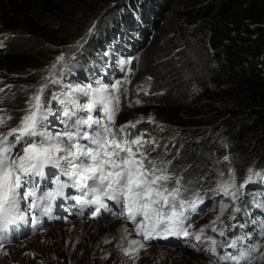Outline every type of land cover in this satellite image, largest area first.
<instances>
[{
    "label": "rangeland",
    "instance_id": "374dc122",
    "mask_svg": "<svg viewBox=\"0 0 264 264\" xmlns=\"http://www.w3.org/2000/svg\"><path fill=\"white\" fill-rule=\"evenodd\" d=\"M57 1L0 0V29L1 25L5 27L4 21L7 26L17 27L14 32L19 30L34 32L41 28L36 36V41L46 42L53 47L48 57L49 60H46L44 66L40 67V78L33 86L35 94L42 84L49 82L42 94V100L49 110L44 126L50 132L63 131L65 117L64 112L60 113L58 110L53 111L49 108L45 95L53 92L55 101L67 110L65 105L60 102V99L63 98L61 94L66 93L69 88L88 85L93 87H97L99 84L107 85L114 96H119L118 110L115 116L121 113L120 102L130 100L134 93L143 92L156 98L161 96L168 86H171L172 90L169 98H179L188 91L189 96L203 95L219 101L222 106L236 103V100L216 97L220 92L216 93L217 89L214 86H208L207 72L212 66L209 48L205 41L198 43L188 32L184 34L171 33L170 36L162 39V42L170 41V44L151 45L145 54L138 58H123L118 54H114L112 58L109 53H104L105 57L97 62L98 72L90 74V78H86L85 81L79 80L80 74L88 70L83 55H80L82 54L81 49L85 45H89L92 39L95 40L106 28H110L127 11H130L133 2L138 3L140 0H75L74 4L69 6L59 5ZM33 4L38 5V9L33 7L29 9V6ZM41 8L49 16H52V20L46 23L49 25L48 28L37 25L38 16L33 14L37 10H42ZM24 13L26 16L23 15ZM168 28L169 26L166 27V29ZM90 29H92L91 33ZM48 41L50 43H47ZM61 54L65 56L67 66L58 65L54 74L50 76L51 66ZM73 56L75 59H72ZM107 62H111L113 65L111 71L107 67ZM144 68H148L144 77L133 76L132 79H128L131 73L134 75L138 69L143 70ZM52 80L59 82L52 83ZM117 83L120 86L118 92L111 87ZM22 89L25 91L26 87ZM74 95L81 102H86V98L79 93ZM13 113L17 114L18 111L14 110ZM79 115L87 114L81 112ZM51 116L55 120H51ZM93 116L99 119L102 125L108 123L102 110L98 109L93 113ZM151 116H156L155 110L146 108L143 111L135 108L131 111V124L142 123V121L150 119ZM18 124L8 123L0 126V133H6ZM93 128L97 130V126L94 125ZM132 128L129 127V130ZM113 131H117V128L113 127ZM142 137L146 136L143 134ZM126 138L130 140L128 135ZM81 142L87 143L86 141ZM14 152L22 154V145H17ZM225 157H228V160H225ZM227 163H233V161L225 151L218 164L223 167L225 182L231 181L235 184V187L229 188V192L236 193V198L234 199L232 195H224L223 192L210 196L209 200L202 198L203 202L198 203L196 212L191 213L190 219L186 222L188 232L193 235L188 237L183 235L168 236L166 239L151 240L145 242L147 246L140 248L138 253L126 256L122 249H129L130 241H143V237L136 233V221L141 220L142 217L130 222L127 208L121 203L117 209L107 210L110 220L103 219L98 222L95 220L98 213L93 212V208L79 203L76 197L81 194L80 192L75 194L73 190L76 188L71 187L65 202V207L72 211L70 218L67 215L64 216L65 214L61 215V222L58 225H52L46 230L36 233H32L31 229H26L23 232L18 225L22 219L14 220L11 229L18 237L15 240L4 241L9 243L8 245H0V264H221L217 256L211 255L207 250L209 243L205 241L209 237L217 241L218 255L236 254L237 249L228 247L230 241L236 236L245 237L239 246L242 250L247 251L250 245L259 246L256 251L251 253L248 260L241 261L240 264H264V235H261L264 207L256 206L257 203L264 204V187H259L253 182L243 183L242 187L239 182L246 181L249 176L247 170L238 167L237 176L232 180L229 174L230 169L225 166ZM50 168H53L55 174L50 173ZM44 173L43 177L30 178L27 187L37 188L43 180L53 184L57 181L71 183L68 177L63 175L61 169L47 167L44 169ZM200 193L201 190L198 189L190 196L183 198L191 201L197 195L200 197ZM23 205L21 200L18 216L32 220L30 214L23 209ZM222 205H226V207L222 208ZM81 223H88L89 226L81 229ZM213 227L217 229L216 232L212 231ZM201 229H204V233L201 242L198 243L195 234L199 233ZM220 230H224V236L218 235ZM83 231L93 235V239L89 243L83 241L81 236ZM223 264H235V262L225 261Z\"/></svg>",
    "mask_w": 264,
    "mask_h": 264
},
{
    "label": "trees",
    "instance_id": "16d2710c",
    "mask_svg": "<svg viewBox=\"0 0 264 264\" xmlns=\"http://www.w3.org/2000/svg\"><path fill=\"white\" fill-rule=\"evenodd\" d=\"M74 2L57 1L64 6ZM32 7L39 6L33 4L29 9ZM33 14L38 16L37 25L49 27L46 23L52 20L51 15L43 9ZM4 22L5 27L1 25L0 29V115L11 116L6 124H18L29 108L33 86L41 76L40 67L49 60L53 47L36 41L41 28L18 33L14 32L16 26H7ZM173 32H188L198 43L205 41L212 58L207 72L208 86L220 92L216 97L236 100V103L222 106L203 95L189 96L188 91L179 98H169L172 90L168 86L156 98L137 92L130 100H122L121 113L115 116L110 127L117 128V136L127 134L130 140L144 134L143 139L148 143L141 150H146L148 158L159 166H167L174 178L182 177L183 188L187 189L182 190V197L199 189L200 197L209 200L210 196L223 192L220 186L228 182L218 161L225 151L233 161L225 164L229 174L234 172L236 178L238 167L246 169L247 174L251 170L260 174L253 176L252 182L264 187V0L133 2L130 11L81 49L80 55L88 70L80 74L79 80L85 81L90 74L98 72L97 62L105 57L104 53L112 58L114 54L138 58L151 45L169 43L162 39ZM107 67L112 70L111 62H107ZM146 72L148 68L138 69L128 79L142 78ZM52 93L45 95L46 102L53 111L62 113L63 107ZM135 108L143 111L151 108L156 116L135 124L131 130L126 127L121 133L122 126L131 124L130 115ZM14 110L18 113L14 114ZM51 120L55 119L51 116ZM87 131L94 133L96 129ZM243 183L245 180L239 182ZM172 186L170 182L169 187Z\"/></svg>",
    "mask_w": 264,
    "mask_h": 264
},
{
    "label": "snow or ice",
    "instance_id": "6c2138e0",
    "mask_svg": "<svg viewBox=\"0 0 264 264\" xmlns=\"http://www.w3.org/2000/svg\"><path fill=\"white\" fill-rule=\"evenodd\" d=\"M91 31L92 29L89 30L90 33ZM58 65L67 66L63 54L51 66L50 76ZM46 86L42 84L30 98L29 108L20 123L8 132L0 133V228L14 220L23 219L18 216L21 200L30 201V207L35 208L37 199L53 197L51 192L37 196V188H28L27 183L30 178L43 177L45 168L54 167L61 169L63 175L71 181L70 184H60L56 194L64 187H73L81 192L76 200L85 205H97V212L106 207L104 198H107L123 201L128 219L136 221L137 217H142L136 221V233L143 237V241H130V248L122 249L126 256L138 253L140 248L147 246L145 242L151 240L193 235L188 232L186 222L190 219V214L196 212L198 203L203 202L202 198L197 195L194 200L188 201L182 197V190H187L183 188L182 177L174 178L167 166L161 167L148 158L147 151L141 150L148 143L143 137L129 140L126 138L127 134L124 137L117 136L110 124H114L119 96H114L109 86L103 84L97 87L88 85L69 88L66 93L61 94L63 98L60 99L67 108L63 113L66 118L63 121L64 130L52 133L44 126L49 114L42 100ZM111 87L117 92L120 88L119 83ZM75 93L86 98V102H81ZM98 109L103 111L109 123L102 125L99 119L94 118L93 113ZM81 112L87 115H79ZM10 119L11 116L0 115V126ZM94 125L97 126L94 133L83 130L92 129ZM134 126H122L119 131L124 133L126 127ZM17 145H22V154L14 152ZM224 159L228 160V157ZM230 175L234 180V172ZM258 175L260 174L250 170L245 183H251L253 176ZM170 182L173 183L172 187H169ZM233 187L235 184L229 181L222 184L220 190L224 195H232L235 199L236 193L229 192V188ZM256 206L264 207V204L257 203ZM224 207L226 205H222ZM212 231L216 232L217 229L213 227ZM203 233L204 229H201L195 234L198 243L201 242ZM218 235L224 236V230H220ZM261 235H264V222H261ZM244 239L242 236L233 238L228 247L237 249V253L226 255H218L217 241L214 238L209 237L205 242L209 243L207 250L211 255L217 256L221 264L225 261L240 264L241 261L248 260L251 253L259 247L250 245L247 251L240 249Z\"/></svg>",
    "mask_w": 264,
    "mask_h": 264
},
{
    "label": "bare ground",
    "instance_id": "6f19581e",
    "mask_svg": "<svg viewBox=\"0 0 264 264\" xmlns=\"http://www.w3.org/2000/svg\"><path fill=\"white\" fill-rule=\"evenodd\" d=\"M111 209H117V206L113 205L112 203H108L103 210H101L100 212H98V217L95 220L98 221V222L99 221L100 222L103 221V219H106V221L107 220H110L109 219L110 215L107 213V210H111ZM65 210L67 211L66 214L70 218V215H71V212L72 211L70 210V208L69 209L66 208ZM61 214H64V212L63 213H60L59 215H61ZM130 222H133V220H130ZM88 226H89L88 223H81L80 228L81 229H84L85 227H88ZM81 236H82V239H83V241L85 243H89L93 239V235L90 234L87 231H83V234ZM69 254L72 255V253H69ZM77 254H80V253H77Z\"/></svg>",
    "mask_w": 264,
    "mask_h": 264
}]
</instances>
